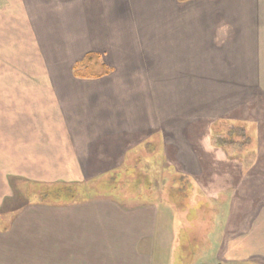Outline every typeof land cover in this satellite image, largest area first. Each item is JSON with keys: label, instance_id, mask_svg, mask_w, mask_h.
Here are the masks:
<instances>
[{"label": "crops", "instance_id": "1", "mask_svg": "<svg viewBox=\"0 0 264 264\" xmlns=\"http://www.w3.org/2000/svg\"><path fill=\"white\" fill-rule=\"evenodd\" d=\"M88 52L111 72L74 77ZM235 115L256 123L239 134L252 150L205 143L206 163L176 171L231 203L201 264H264V0H0V205L12 178L87 183L144 146L173 169L195 123ZM160 130L156 153L146 138ZM218 188L238 191L218 200ZM93 195L0 213V264L168 263L176 216L163 194Z\"/></svg>", "mask_w": 264, "mask_h": 264}, {"label": "rangeland", "instance_id": "2", "mask_svg": "<svg viewBox=\"0 0 264 264\" xmlns=\"http://www.w3.org/2000/svg\"><path fill=\"white\" fill-rule=\"evenodd\" d=\"M95 71L101 72L102 70L101 68L100 69L95 68ZM219 98L220 97L217 95L214 100L215 105L217 104ZM119 109L120 107L118 108V110ZM255 126L256 123H250L249 119L247 118L243 119L242 117H240V115L222 117V119L221 117H219L215 121H209L205 123L199 122L195 128L192 127L193 131L190 132L192 135L191 142L186 143V140L181 139L185 141L186 144L185 147L187 146L191 149L189 150L190 153L187 152V154L179 155L176 158V161L173 162V166L175 169L174 168L172 169V167H170L169 169H166L165 171L161 172V176L162 178H164L163 182L162 183L158 182L156 185H159V187H157L156 189L152 188L151 191H149L147 187L145 189L139 190L138 188L140 187H138V185L134 183L135 181L138 182V178L140 179V177L136 174L137 172H135L134 175L131 174L133 167H129L127 170H130L131 172L124 171L126 174L124 175V172H122L125 168L124 166L122 167V170H118L117 172V182H118L117 184H119V186L121 185L123 189L126 190L127 193L129 194H124L123 192H122L123 196L122 195L116 196L113 193L111 194V191L113 190V186L107 184L105 179H103L102 182H98V183H87L86 185H84V188H86L87 191H90L89 194H94L93 196L107 193L108 195L105 194V196H108L109 198L118 199V201L124 202L127 205H132V201L129 200L138 199L139 197L141 199H146L148 198V196L149 198H151L153 195H155V192L157 194H163V200L165 201L166 205L170 207L171 211L174 212V216H176V219H174V226H175L174 231L176 233V242L174 247L170 251L171 255L168 252L166 253L162 252L163 260H165V258L166 259L169 258L167 264H171V263L195 264L196 262H198V264H201L202 260L209 259V257L211 256L210 250H213V248L210 249V245L207 240L209 235L213 236L215 234H218L217 232L215 233V230L219 228L218 222L221 220L220 218L219 219L217 218L218 216L217 211H221L223 215L226 214V212L230 210L228 209V207L231 203L227 204V203L214 202L212 204V201L209 199V197L204 196L207 192H209L210 189L208 188V184L206 185L203 184L202 180L191 178L189 180L186 179L182 180L181 183L177 182L176 181L177 179L176 171L178 170L177 168L179 165L184 167L185 165L190 163H194V164L196 163L199 165V163L202 164L204 162V159L206 160L204 163H206L210 155L208 154L209 152L203 153L201 149L202 146L204 148L205 143L215 148L214 150L223 147L227 149L230 148V150H235L237 148H240L243 145L241 143L242 139H240L239 134H242L244 132V128H245V132H247V134H250L251 128L249 127L254 128ZM196 128L200 129L201 131L196 132L195 130ZM161 131L162 130L147 133L148 138H146V140L152 142V146L155 148L156 153H159V151H161L162 149L161 146L162 139H160ZM202 131H204V136H207V139L200 137L197 140L196 138L192 139L194 134L195 136L196 134L200 136L199 133H202ZM247 141L248 140L246 139L244 142ZM224 144H228V145H224ZM243 147L245 148V152H248L252 150L253 145L246 143ZM138 149H140V147H138L137 150ZM236 158L237 156L235 154V157H233L232 160L234 161L236 160ZM147 159L148 156L143 155V159L141 160L140 163V165L142 166L141 170L143 172L146 171L147 172V173L145 172L146 174H148L150 171V168L148 166L149 163ZM158 162L160 164H164V166L167 165L166 162L164 163L162 159L158 160ZM233 163H235V161ZM233 167H235L234 164H232L231 169H233ZM143 172H140V176L142 175L141 173ZM104 176H106V174ZM25 181L29 182L28 184L29 186L27 190L25 189L26 186L24 187ZM140 181L141 183L145 182L144 179H140ZM11 182L15 183L16 187L20 186L19 182L22 185L19 188H15L16 194H14L13 192L12 197L6 199V201L2 205H0V213L5 211H14L19 208L21 210V208L25 206V204L27 203L41 202L40 204H46V205L53 204L54 206L59 207V205L62 204L63 202L72 201V199L70 198L69 200L68 198H66L65 200L60 198L62 194L64 197L66 196L65 192L62 191V189L58 191L61 192L60 196H55L53 194V189L55 187H59L58 184L54 185V182L53 183L47 182V184H44L29 179L24 180L23 182L18 178H12ZM111 184L114 185V181H112ZM76 187L79 188L80 185H76ZM218 189H219L217 196L218 200H222V197L223 199L224 198L227 199L228 198L227 196L230 197L232 195H235L236 193L235 190L238 191L237 188H234L233 190H224V191L221 188ZM121 191L123 190H121L120 188L118 190L119 192L118 194H121ZM42 194H44V198H42ZM87 196L88 193L80 194L78 195V198L82 199V197L86 198ZM158 208L161 211L165 210L163 205H158ZM7 216L8 214L5 213L4 221L9 220ZM193 221L194 224L192 225ZM178 224H180V227L178 226ZM209 227H213V228L209 229ZM206 230L207 231L209 230L208 233H206ZM157 257H160V253L158 251L154 253V260Z\"/></svg>", "mask_w": 264, "mask_h": 264}, {"label": "trees", "instance_id": "3", "mask_svg": "<svg viewBox=\"0 0 264 264\" xmlns=\"http://www.w3.org/2000/svg\"><path fill=\"white\" fill-rule=\"evenodd\" d=\"M177 1L179 3H184L187 0H177ZM100 56H101V54H99V53L98 54H94L92 52L86 53L83 56L82 59L76 61L73 64V66H72L73 76L76 77V78H80V79H94V78H100L102 76L108 75L111 72L112 68L106 66V64L101 60ZM96 66H98V67H96ZM95 68L96 69H98V68L100 69L101 68L102 71L101 72H96ZM147 156H148L147 160H148V163H149L148 166L150 168V171L148 173L149 175L146 174L147 173L146 171H145L146 172L145 173V172H143L141 170L142 166L140 165V163H141V160L143 159V155H141V154L135 156L134 164L132 163V165L131 166L129 165L128 167H133L131 174L134 175L135 172H137L136 174L140 177V179H144L145 180V182L141 183L140 179L138 178V182L137 181L134 182L136 185H138V187H140V188H138V187L137 188L139 190H141V189H145L147 187V189L149 191H151L152 188L156 189L157 187H159V185H156V184L158 182L162 183L164 178H162V176H161V172H162L161 164L158 162L157 155L155 153H153L152 155L148 154ZM138 165H139V167H138ZM136 167H138V168H136ZM134 169H136V170H134ZM124 171L131 172L130 170H127V169L123 170L122 172H124ZM117 172L118 171H116V170L107 171V172H100L101 174H100L99 177L101 179H105L106 183L110 184V186H113V190H112L113 192L111 191V194L113 193L116 196H121V195L123 196V193L124 194H129V193H127L126 190L123 189V187L121 185L119 186V184H117L118 183L117 182ZM140 172H143V173H141L142 174L141 176H140ZM105 174H106V176H104ZM124 175H126L125 172H124ZM178 179H179V177H178ZM89 181H90V183H91V181H92V183H96V181H97L96 176H95L94 180H89ZM112 181H114V185L111 184ZM57 184L59 185V187H55L53 189V194L55 196H60L61 192H58V191L60 189H62V191H64L65 195H66L65 197L63 196V194L60 196V198H62L63 200H65L66 198H68V200H69V198H70V199H72V201H82L84 198L82 197V199H80L81 196H80V198H78V195L87 194V193H88L89 196L93 195V194H89L90 191H87V189L84 190V191H79L78 188L76 187V184H70V183L69 184L68 183H57ZM120 188L123 191H121V194H118L119 193L118 190ZM115 189H116V191H115ZM171 191H173V190H171ZM105 194L108 195L107 193H103L102 195H105ZM130 194H131V191H130ZM156 194L157 193L155 192V195H153L152 197H155ZM147 196H144V197H147ZM132 197H134V196H132ZM42 198H44V194H42ZM138 199L141 200L140 197ZM148 199H149V196H148ZM59 201H61V200H59Z\"/></svg>", "mask_w": 264, "mask_h": 264}, {"label": "flooded vegetation", "instance_id": "4", "mask_svg": "<svg viewBox=\"0 0 264 264\" xmlns=\"http://www.w3.org/2000/svg\"><path fill=\"white\" fill-rule=\"evenodd\" d=\"M222 119V118H221ZM215 121V120H214ZM199 122H197V123H195L194 124V126L196 127V125L198 124ZM202 123V122H201ZM206 127V126H205ZM207 128V127H206ZM242 128V127H241ZM196 131H201L200 129H195ZM147 144H150L151 146H152V142H149L148 141V143ZM145 147V146H144ZM143 147V149L141 150H139L138 152H137V155H139V154H141V155H146V154H148V150L146 151L145 150V148ZM134 153V152H133ZM135 155V154H134ZM152 155V154H151ZM167 159H169L168 158V156H167ZM162 165V164H161ZM129 166V165H128ZM180 167V165L178 166V168ZM100 174L101 173H99L97 176H96V179H97V181H96V183H98V182H102V180L103 179H101L99 176H100ZM102 176V175H101ZM181 176V175H180ZM180 176H179V179H182V178H180ZM18 179H20V180H22L23 182H24V180H26V179H23V178H18ZM101 179V180H100ZM100 180V181H99ZM42 183V182H41ZM51 183H53V182H51ZM57 183H70V184H76V185H80V187L78 188V190L79 191H84V190H86V188H84V185H86L87 183H90V181L89 182H87V183H84V182H73V181H66V180H56V181H54V184H57ZM91 183H92V181H91ZM29 184V182L28 181H25V184H24V187H25V189L27 190L28 189V185ZM44 184H47V183H44ZM19 185L21 186L22 184L19 182ZM20 186H18V187H16V185H15V183L12 185V187H13V189H14V194H16L15 193V188H19ZM163 197V196H162Z\"/></svg>", "mask_w": 264, "mask_h": 264}]
</instances>
